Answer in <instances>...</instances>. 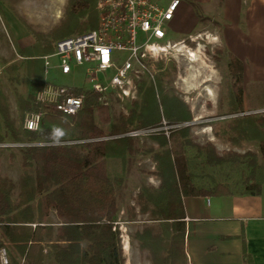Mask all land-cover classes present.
Listing matches in <instances>:
<instances>
[{
  "label": "trees",
  "instance_id": "16d2710c",
  "mask_svg": "<svg viewBox=\"0 0 264 264\" xmlns=\"http://www.w3.org/2000/svg\"><path fill=\"white\" fill-rule=\"evenodd\" d=\"M95 2L67 0L64 17L49 34L51 38L57 41L96 27ZM189 3L198 7L194 1ZM52 50L48 43L36 41L18 49L29 86L26 96L16 98L21 114L32 108L33 93L42 84V56ZM226 55L234 81L230 85V110L238 113L243 111L242 62L231 53ZM139 90L141 101L133 104L127 115H122L101 105L93 90L75 89L74 93L84 94L83 106L76 115L49 114L42 119L38 131H20L9 117L0 89V143L24 144L6 147L14 148L20 158L21 175L14 199L15 184L0 176V247L7 250L11 264H19L20 259L26 264H43L46 247L54 264H125L120 231L117 225L112 228L119 211L116 187L122 178L109 176L106 161L129 162V157L138 150L136 138L127 134L129 125L133 129L156 128L161 116L168 124H174L169 136L159 129L147 133L161 147L153 153L159 185L141 186L137 194L139 211L147 213L151 220L137 233L141 247L150 252L151 264H186L183 196L260 194L264 180L262 115L234 116L227 132L229 140L256 138L261 161L253 152L218 154L211 144L203 148L194 145L196 153L192 154L188 148L193 146L189 139L192 119L189 108L160 85L159 94L151 84L139 86ZM157 97L163 103V114ZM56 127L68 130L62 138L63 146L51 144L50 133ZM227 163L242 167L236 170L238 175L231 173L229 167L224 178H219L220 169L225 170L222 167ZM50 210L55 211L57 223L45 220ZM128 213L129 217L134 216L132 207Z\"/></svg>",
  "mask_w": 264,
  "mask_h": 264
},
{
  "label": "rangeland",
  "instance_id": "374dc122",
  "mask_svg": "<svg viewBox=\"0 0 264 264\" xmlns=\"http://www.w3.org/2000/svg\"><path fill=\"white\" fill-rule=\"evenodd\" d=\"M160 2L166 4L168 0H160ZM66 4L67 0H0V89L7 104L9 117L15 128L20 131L22 130L20 126L22 114L18 109L16 98L17 95L26 96L29 86L28 79L23 72V60L18 57V47L21 46V42L17 41L16 36L19 37L23 32L29 35V42L48 43L53 48L56 40L49 34L63 19ZM1 6L3 11H1ZM9 16L13 20V25L15 24L21 29L15 28L12 31L6 18ZM220 23L218 9L214 7L213 3L207 7L191 6L190 12L187 9L183 10L180 3L169 23L170 30L168 32V39L176 43L175 48L178 50H171V53H166L165 57L157 62L154 89L159 94L160 85L165 92H173L189 108L192 116L191 123H189V139L193 146L188 148L192 154L196 153L194 145L203 148V146L211 144L218 154L253 152L257 155V160L261 161L256 138L241 137L235 141L228 138L227 132L230 131L228 124L234 116L259 114L264 117L262 108L253 109L264 106V86H259L258 83H245L242 87L240 83L243 111L231 113L230 85L234 81L228 69V57L225 49L220 45L219 38L215 35ZM187 45L191 46L192 50H196L198 60L190 61L188 59V53L185 51ZM12 59L16 60L12 64L7 63ZM48 78L58 84L81 85L83 83V76L79 69L68 75L51 70ZM149 84L153 85L151 81L144 79L140 86ZM205 87L210 88L211 93H207L204 90ZM158 97V107L160 113L163 114V103L159 101ZM141 98L140 91L138 98L129 106L130 108L121 109L115 106L111 112L127 115L133 104L139 103ZM125 105H129V103H125ZM71 125L72 123L69 124V126ZM173 126L174 124H168L165 117L161 116L158 127L166 137L169 136V130ZM129 129H133V125H129ZM64 131L68 133V130ZM231 135L234 136V134ZM135 138V146L138 150L129 157L130 161L122 164L118 160L107 159L106 168L110 177L122 178V182L116 187V192L119 207L117 220L122 226L120 239L125 264H151L150 252L148 248L141 247L137 236V233L149 225L151 220L147 213L139 211L137 194L141 186L156 188L159 185V177L155 174L156 162L153 153L159 151L161 147L148 134ZM12 153L15 155L11 156ZM243 159L246 160V158ZM245 160H243V167ZM196 161L200 163L199 159ZM228 164L230 163L222 167L225 170L220 169L219 178H224L229 167H232V170L229 171L233 174L239 167H242L238 166L237 168L236 165L228 166ZM236 173L238 175V171ZM20 175L19 155L14 148L7 149L0 145V176L10 179L15 184L13 199L18 192ZM129 207L133 208V217H129ZM45 220L57 223L58 218L55 211L50 210ZM48 249L46 247L44 251L46 255L43 264H54L52 257L48 255ZM19 264H26V262L24 259H20Z\"/></svg>",
  "mask_w": 264,
  "mask_h": 264
},
{
  "label": "built area",
  "instance_id": "2783aa9c",
  "mask_svg": "<svg viewBox=\"0 0 264 264\" xmlns=\"http://www.w3.org/2000/svg\"><path fill=\"white\" fill-rule=\"evenodd\" d=\"M178 4L179 0L166 4L160 0H96V27L55 41L53 50L42 56V84L33 93L32 108L22 113L21 129L38 131L42 119L49 114L76 115L84 100L83 93L73 92L79 88L97 93L101 105L130 108L138 98L142 80L156 86L157 62L171 50H178L176 43L168 39L169 23ZM189 49L192 48L187 45L188 54ZM76 69L83 76L81 85L58 84L48 78L51 70L68 75ZM158 129H131L127 134L140 137ZM205 200L209 202L208 197ZM115 225L119 231L122 229L118 220L113 229ZM0 264H11L4 246L0 247ZM186 264L193 263L187 258Z\"/></svg>",
  "mask_w": 264,
  "mask_h": 264
},
{
  "label": "crops",
  "instance_id": "0c3cea01",
  "mask_svg": "<svg viewBox=\"0 0 264 264\" xmlns=\"http://www.w3.org/2000/svg\"><path fill=\"white\" fill-rule=\"evenodd\" d=\"M189 1L205 7L213 3L218 9L221 23L215 35L226 54L231 53L242 62V87L245 83L264 86V0H179L177 8L181 3L183 10L190 12ZM6 18L12 31L21 29L13 25L10 16ZM16 38L20 47L31 44L28 34L22 32ZM18 57L23 59L20 54ZM261 108L264 106L253 109ZM205 197L209 198L208 203ZM182 204L186 261L189 258L193 264H264V180L258 195H188L182 197Z\"/></svg>",
  "mask_w": 264,
  "mask_h": 264
},
{
  "label": "clouds",
  "instance_id": "9594fccd",
  "mask_svg": "<svg viewBox=\"0 0 264 264\" xmlns=\"http://www.w3.org/2000/svg\"><path fill=\"white\" fill-rule=\"evenodd\" d=\"M65 131L62 128L56 127L50 133V140L53 146H63L62 138L65 136Z\"/></svg>",
  "mask_w": 264,
  "mask_h": 264
},
{
  "label": "bare ground",
  "instance_id": "6f19581e",
  "mask_svg": "<svg viewBox=\"0 0 264 264\" xmlns=\"http://www.w3.org/2000/svg\"><path fill=\"white\" fill-rule=\"evenodd\" d=\"M60 3H61V2H60ZM189 52H190V54H187V56H188V59H189L190 61H196V60L199 59L198 56H197V54H196V50L189 49ZM204 90H205L207 93H211V90H210V88H208V87H205ZM124 247H125V246H124Z\"/></svg>",
  "mask_w": 264,
  "mask_h": 264
}]
</instances>
